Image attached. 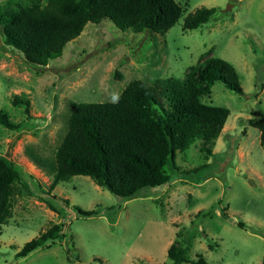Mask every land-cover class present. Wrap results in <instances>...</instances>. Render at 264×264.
<instances>
[{
    "label": "rangeland",
    "instance_id": "1",
    "mask_svg": "<svg viewBox=\"0 0 264 264\" xmlns=\"http://www.w3.org/2000/svg\"><path fill=\"white\" fill-rule=\"evenodd\" d=\"M7 1L0 0V8ZM177 1L183 14L164 34L121 31L106 18L89 22L41 73L0 37V109L22 123L26 112L13 96L28 98L31 118L24 123L35 133L0 124V154L22 168L23 179L36 193L52 187L50 193L69 200L68 205L55 200L56 213L35 192L17 196L12 216L1 225L0 264H170L168 247L175 240L185 245L177 232L189 229L199 211L209 214L194 219L198 231L190 240L189 260L201 254L211 264H262L264 235L252 228L264 230V146L247 120L256 111L264 113V0ZM202 6L216 7L217 18L185 29V17ZM211 56L234 66L243 89L240 95L215 82L202 97L204 103L230 111L211 156L199 150L197 140L177 152L180 170L166 167L167 184L142 188L127 200L84 175L51 186L55 152L78 102L114 101L133 80L150 84L158 77L180 78ZM201 164L205 166L190 171ZM74 205L101 214L79 217ZM110 206L115 209L108 210ZM110 216L116 217L114 223ZM238 221L246 226L239 227ZM54 223L65 225L60 242L16 257L24 243Z\"/></svg>",
    "mask_w": 264,
    "mask_h": 264
},
{
    "label": "trees",
    "instance_id": "2",
    "mask_svg": "<svg viewBox=\"0 0 264 264\" xmlns=\"http://www.w3.org/2000/svg\"><path fill=\"white\" fill-rule=\"evenodd\" d=\"M182 14L183 8L177 0H8L0 8V37L5 47L21 54L29 68L41 73L49 60L62 56L65 45L76 39L89 22L99 23L106 18L121 31L164 34ZM217 14L216 7L202 6L185 17L183 27L197 28L217 18ZM215 82L243 94L234 66L211 56L199 65L190 66L180 78L158 77L150 84L133 80L115 101L78 102L55 152L56 171L51 186L74 175H84L126 200L136 197L142 188L164 186L170 179L166 167L180 170L176 164L177 152L185 151L198 140L201 152L208 156L213 154L215 141L230 113L226 107L202 101ZM13 103L24 106V122H28L31 118L29 99L14 95ZM24 122L12 121L8 113L0 109V124L5 128L34 133ZM247 122L259 130V142L264 146V113L256 111ZM204 166L201 164L190 171ZM24 173L14 161L0 154V230L12 216L15 198L24 192L27 195L35 192L38 199L56 213L55 200L69 204L67 198L50 193L52 187L41 191L43 194L36 193L23 179ZM107 209H115V206ZM74 210L79 217L101 214L97 208L83 209L78 205H74ZM208 214V211H199L195 218ZM222 216L228 217L225 211ZM115 219L110 216L111 223ZM194 219L191 231L183 227L177 232L178 237H184L185 245L175 240L168 247L170 264H211L201 254L192 261L187 257L190 240L198 231ZM237 225L246 226L243 221H238ZM64 226V223H54L41 231L23 244L16 257H26L41 247L60 242L65 236ZM252 231L264 235L261 228H252ZM204 236L207 237L205 233ZM208 247L213 249V243H208ZM75 258L78 260L79 256L75 254ZM95 260L102 262L100 258Z\"/></svg>",
    "mask_w": 264,
    "mask_h": 264
},
{
    "label": "crops",
    "instance_id": "3",
    "mask_svg": "<svg viewBox=\"0 0 264 264\" xmlns=\"http://www.w3.org/2000/svg\"><path fill=\"white\" fill-rule=\"evenodd\" d=\"M249 118H250V117H249ZM249 118H248V119H249ZM224 125H225V126L223 127V129L226 127V124H224ZM250 126H251V125H250ZM252 127H253V126H252ZM254 128H255V127H254ZM223 129H222V130H223ZM256 129H257V128H256ZM258 136H259V130L257 129V137H258Z\"/></svg>",
    "mask_w": 264,
    "mask_h": 264
},
{
    "label": "clouds",
    "instance_id": "4",
    "mask_svg": "<svg viewBox=\"0 0 264 264\" xmlns=\"http://www.w3.org/2000/svg\"><path fill=\"white\" fill-rule=\"evenodd\" d=\"M117 98L116 97H113V100L115 101Z\"/></svg>",
    "mask_w": 264,
    "mask_h": 264
},
{
    "label": "water",
    "instance_id": "5",
    "mask_svg": "<svg viewBox=\"0 0 264 264\" xmlns=\"http://www.w3.org/2000/svg\"><path fill=\"white\" fill-rule=\"evenodd\" d=\"M235 1H237V0H235Z\"/></svg>",
    "mask_w": 264,
    "mask_h": 264
}]
</instances>
